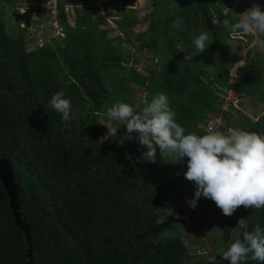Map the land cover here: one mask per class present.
<instances>
[{
    "label": "trees",
    "instance_id": "16d2710c",
    "mask_svg": "<svg viewBox=\"0 0 264 264\" xmlns=\"http://www.w3.org/2000/svg\"><path fill=\"white\" fill-rule=\"evenodd\" d=\"M212 1L190 0L184 11L166 14L159 0L150 24L154 40H164L170 54L160 80L153 82L155 91L168 97L185 134H206L194 124L196 106L211 98V106L222 107L225 100L176 46L206 31L208 45L219 50V34H230L223 20L235 22L238 17ZM58 16L65 26L62 52L69 69L62 78L52 62L55 51L27 54L22 41L16 49L0 21V157L13 163L22 218L32 236L30 243L16 225L0 180V264H229L197 257L175 234L176 218L167 211L173 196L171 177L158 147L155 163H137L140 156L133 147L104 140L98 115L81 125L73 117L65 123L48 106L60 90L71 103L98 101L106 88L101 70L122 67L126 61L113 45L106 46L109 29L84 27L86 18L66 24L72 17L64 6ZM177 17L188 30L171 26ZM250 66H243L232 84L241 97L255 92L246 73ZM259 82L264 86V79ZM229 88L230 82L226 92ZM260 100L264 103V97ZM221 107L216 113L223 112ZM260 119H248V131L264 136ZM250 214L246 228L236 235L225 228L226 241L242 239L244 231H254L257 225L264 231V208L251 209ZM158 216L167 217L164 224H156ZM246 264L264 262L249 259Z\"/></svg>",
    "mask_w": 264,
    "mask_h": 264
},
{
    "label": "rangeland",
    "instance_id": "374dc122",
    "mask_svg": "<svg viewBox=\"0 0 264 264\" xmlns=\"http://www.w3.org/2000/svg\"><path fill=\"white\" fill-rule=\"evenodd\" d=\"M213 1L225 12L232 14L243 13L252 7L254 2L264 10V0ZM158 2L159 0H0V21L5 23L6 35L16 49V44L22 41L27 54L40 49L55 51L56 56L52 58V62L55 72L61 78L69 74L62 52L64 46L62 31L65 26L61 25L58 16L62 7L64 6L72 17L65 21L66 24L75 25L78 18H86L84 27H92L99 31L109 29L106 46L113 45L123 53L126 61L122 67L114 65L111 70H101L106 86L104 92L102 91L98 101L71 103L72 117L81 125L89 121L93 115H98V124L104 131V140L109 144L121 146L117 140L119 133L122 135L126 130V126L123 122L110 121L106 115L107 109L123 101L132 105L136 111L142 110L151 102L153 96L158 94L153 82L160 80L158 74L161 67L170 59L169 52L164 48V40L155 41L150 26L154 19L155 4ZM160 2L166 14L184 11L191 3L190 0ZM115 3L125 5L128 11L120 14ZM133 4L139 6L136 7L138 9L135 8L137 12L141 8L147 11V20L140 19V14L132 12ZM184 27L188 30L187 25ZM196 35L198 34L194 33V36ZM194 36L188 41H176V46L179 45L183 49L181 52L187 56L193 68L206 73L205 80L211 83L214 93L225 99L222 107L220 103L211 106L212 103H209L212 101L211 98L202 101L201 106H196L197 116L194 124L206 134L214 131L226 134L228 128L248 131L250 127L248 119L252 117L257 120L261 117L260 127L264 129V103L260 100L264 97V86L259 82V79H264V59L262 52L253 46L255 38L247 36L239 39L228 33L219 34L217 40L219 50L208 46L204 53L199 54L193 44ZM237 56H242V59L236 60ZM245 65H251L246 73L254 83L255 92L254 95L246 94L241 97L237 92H233L232 84L237 81L241 68ZM229 82L230 88L226 92ZM230 104L232 108L226 113L222 111L216 113L220 107L225 110ZM104 124L117 127V136L105 138L108 129ZM127 145L133 147L139 156L142 151H146V148L142 149L135 139L127 141L124 146ZM168 170L173 196L167 203V211H171L176 218L175 234L181 236L189 251L197 257L224 262L223 252L234 242V239L225 240V228H229L234 235L242 228H246L251 217V208L241 206L232 216H225L212 200L201 197L197 207L192 209L186 200L194 197L196 188L192 182L184 178V172L187 170L186 160L184 165L168 163ZM150 171L151 169L148 170ZM241 218L245 220L243 224L238 223Z\"/></svg>",
    "mask_w": 264,
    "mask_h": 264
},
{
    "label": "clouds",
    "instance_id": "9594fccd",
    "mask_svg": "<svg viewBox=\"0 0 264 264\" xmlns=\"http://www.w3.org/2000/svg\"><path fill=\"white\" fill-rule=\"evenodd\" d=\"M236 17L235 22L228 17L223 20L232 37H254L253 46L264 53V39L259 38L264 36L262 7L254 2ZM171 26L181 29L184 21L177 17ZM208 40L206 31L194 38L197 53L206 51ZM177 47L178 51H183L179 45ZM48 106L60 114L65 123L72 119V104L63 90L52 95ZM106 115L110 121L123 122L126 126L123 134L119 133V145L135 139L142 149L146 148L137 163H155L157 147L168 163L184 165L186 160L184 178L196 188L194 197L186 200L190 208L195 209L201 197L212 200L225 216H232L241 206L264 208V136L238 128H228L226 134L221 131L202 136L185 134V129L175 121L164 93L153 96L140 111L121 101L109 107ZM104 125L108 129L105 138L117 136V127ZM166 219L158 216L156 224L162 225ZM244 221L241 218L238 223ZM222 259L229 264H246L249 259L264 262V231L259 225L254 231H244L242 239H235L223 252Z\"/></svg>",
    "mask_w": 264,
    "mask_h": 264
},
{
    "label": "water",
    "instance_id": "95a60500",
    "mask_svg": "<svg viewBox=\"0 0 264 264\" xmlns=\"http://www.w3.org/2000/svg\"><path fill=\"white\" fill-rule=\"evenodd\" d=\"M0 180L9 195L10 208L13 211L16 225L25 232L31 243V229L22 218L21 208L23 201L20 198V185L16 181V175L12 161L6 157H0ZM30 247V251H31Z\"/></svg>",
    "mask_w": 264,
    "mask_h": 264
},
{
    "label": "built area",
    "instance_id": "2783aa9c",
    "mask_svg": "<svg viewBox=\"0 0 264 264\" xmlns=\"http://www.w3.org/2000/svg\"><path fill=\"white\" fill-rule=\"evenodd\" d=\"M116 4V3H115ZM134 5V4H133ZM133 5H131V6H133ZM136 7H139L138 5H134V7H132L131 8V10L132 11H135V13H138V14H140L139 15V17H140V19L141 18H143V17H146V14H147V11L145 10V9H140V11L139 12H137V10L136 9H138V8H136ZM136 8V9H135ZM116 9H117V12H119L120 14H124L125 12H127L128 10H127V7H125V5H123V4H116ZM59 14V13H58ZM60 33V32H59ZM233 90V92L234 93H236V91L234 90V88L232 89ZM231 90V91H232ZM227 94H230V93H227ZM232 94V93H231ZM230 105H232V104H230ZM228 108H229V106H228ZM227 107L225 108V110L223 109V113L226 111L227 112V110H229Z\"/></svg>",
    "mask_w": 264,
    "mask_h": 264
}]
</instances>
